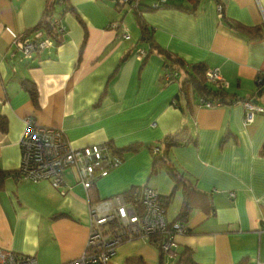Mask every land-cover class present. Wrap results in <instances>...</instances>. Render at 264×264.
I'll return each instance as SVG.
<instances>
[{
  "label": "crops",
  "instance_id": "1",
  "mask_svg": "<svg viewBox=\"0 0 264 264\" xmlns=\"http://www.w3.org/2000/svg\"><path fill=\"white\" fill-rule=\"evenodd\" d=\"M51 2L63 9L53 20L63 38L25 57L12 40L43 37L29 30ZM137 3L0 0V169L8 172L0 188V247L38 264H66L84 251L92 203L149 187L167 222L184 224L175 236L177 255L163 256L159 236L134 237L119 243L106 264H175L183 251L196 264H264V110L246 123L243 102L196 106L191 81L192 65L203 63L231 96L264 109V83L257 81L264 72V0H200L195 13L143 11L158 46L143 55L137 49L148 43H140L131 10ZM122 10L135 25L119 17ZM168 57L181 59L189 72L179 79L177 71L165 72ZM26 117L60 129L73 147L105 144L120 163L89 193L71 166L58 187L17 178ZM180 130L190 139L170 147L164 161L154 160L150 147L163 154L161 139ZM186 203V218H178Z\"/></svg>",
  "mask_w": 264,
  "mask_h": 264
},
{
  "label": "built area",
  "instance_id": "2",
  "mask_svg": "<svg viewBox=\"0 0 264 264\" xmlns=\"http://www.w3.org/2000/svg\"><path fill=\"white\" fill-rule=\"evenodd\" d=\"M124 5L137 0H116ZM155 1L152 6H156ZM221 4L216 9L221 12ZM59 31L63 26L59 25ZM123 38H128L126 33ZM12 42L19 47L25 57L34 53L35 45L29 39L15 36ZM53 44L49 38L38 42L37 47ZM145 49L138 48V55H143ZM177 75L176 72L173 73ZM171 74L164 78L170 80ZM206 80L214 87L227 85L217 72L207 70ZM258 82L264 83V72L258 74ZM246 109L245 122L253 121L254 111H263L250 101H243ZM204 106L209 107L208 102ZM20 161L16 177L31 181L48 179L54 187L62 184V171L74 167L83 187L91 191L98 177L105 176L111 167L120 163V159L111 155L105 144H94L85 147H73L60 129L37 125L30 117L24 118V130L19 139ZM157 149H154V151ZM90 198V197H89ZM141 206V208H140ZM89 231L84 251L66 264H106L115 247L130 238L161 236L160 249L165 258L173 259L178 247L175 236L184 233V224L174 222L168 225L164 217L162 200L158 193L149 187L140 192L139 202H127L123 195H113L98 203H92L89 208ZM0 264H38L25 254L0 247Z\"/></svg>",
  "mask_w": 264,
  "mask_h": 264
},
{
  "label": "trees",
  "instance_id": "3",
  "mask_svg": "<svg viewBox=\"0 0 264 264\" xmlns=\"http://www.w3.org/2000/svg\"><path fill=\"white\" fill-rule=\"evenodd\" d=\"M156 1H157L156 6L149 5L148 3L142 0L139 1L136 5H133L131 7V10L134 12L141 29L140 43L143 44L148 43V47L145 48L146 53L156 50L158 46L152 41L151 27H148L142 20L141 13L143 11H155L162 8H166V9L172 8V9H179L184 12L195 13L199 7L200 0H156ZM57 2L60 5L65 6L67 5L68 0H57ZM62 10L63 9H59V10L55 9L53 2H51L50 4H46L41 19L35 25V27L29 30V32L41 31L43 37H47L49 39L55 40L56 43L61 42L63 38V32H60L56 29L53 20L54 18L60 16ZM43 37H33L31 39V42L36 46L34 50L35 54H39V52L42 51L43 49L42 47H37L38 42L42 40ZM192 70H194V72H192ZM192 70H191L192 100L196 106H204V102H208L209 107H215L224 104H231L234 102H243L244 100L250 101V98L246 99V98H237L231 96L230 93L223 87H214V86H213L214 88L209 87L205 82L206 80L205 72L207 69L203 63H197L195 65H192ZM173 71H177L178 73L177 79L181 77L182 73L189 72L187 70V67L184 66L183 63L181 62V59H177V58L171 59L168 57L165 63V72L171 73ZM32 84L33 83L31 81L25 80L22 82V87L29 93L32 101L36 102L35 101L36 91ZM0 125H1V118H0ZM189 139L190 136L186 130H180L175 134L163 137L160 141V143L163 146V154L161 150L162 148L158 147L157 151H154L153 146L150 147L151 153L154 156L153 157L154 160L164 161L163 156L166 154V151L170 147L185 143ZM171 173L174 177H176L173 171ZM6 174H8L7 171L0 169V188L3 185V179L6 176ZM181 182L184 188L189 189V185L186 183V181L182 180ZM137 190L138 189H132L130 192L123 193V195L126 199L138 203L140 190L139 191ZM188 204L187 203L184 204L178 218H182V219L186 218ZM174 222L175 221L168 222V225H171ZM157 236H159L161 240V236L159 234L150 236V238L154 239V237ZM186 254L187 252L183 251V253L179 257L178 262L175 264H196L194 263L192 258L188 254L187 255ZM237 264H244V261Z\"/></svg>",
  "mask_w": 264,
  "mask_h": 264
},
{
  "label": "rangeland",
  "instance_id": "4",
  "mask_svg": "<svg viewBox=\"0 0 264 264\" xmlns=\"http://www.w3.org/2000/svg\"><path fill=\"white\" fill-rule=\"evenodd\" d=\"M124 15V19H126V21H129L132 25H135L131 16H130V13H126L124 14V10H122L120 13H119V17ZM175 204H176V199L172 200L171 201V204H170V209L174 208L175 207Z\"/></svg>",
  "mask_w": 264,
  "mask_h": 264
}]
</instances>
